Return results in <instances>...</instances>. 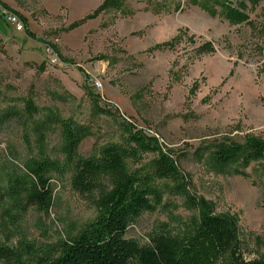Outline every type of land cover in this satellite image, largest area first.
Masks as SVG:
<instances>
[{
	"label": "rangeland",
	"instance_id": "rangeland-1",
	"mask_svg": "<svg viewBox=\"0 0 264 264\" xmlns=\"http://www.w3.org/2000/svg\"><path fill=\"white\" fill-rule=\"evenodd\" d=\"M103 1L0 0V185L38 155L24 116L32 97L86 126L83 157L117 143L132 170H152L161 155L175 167V178L154 180L160 199L131 221L129 238L145 245L158 233L190 236L208 206L235 221L242 264L264 257V161L217 165L212 155L264 139V0H227L245 15L236 22L220 0H124L70 28ZM206 43L213 51H201ZM46 145L62 158L58 128ZM51 177L48 211L19 214L0 197V240L57 246L98 216L70 173Z\"/></svg>",
	"mask_w": 264,
	"mask_h": 264
},
{
	"label": "trees",
	"instance_id": "trees-1",
	"mask_svg": "<svg viewBox=\"0 0 264 264\" xmlns=\"http://www.w3.org/2000/svg\"><path fill=\"white\" fill-rule=\"evenodd\" d=\"M220 1L227 6L226 13L231 21L244 20L245 15L230 7L227 0ZM123 2L104 0L91 14L73 22L70 28L81 26L101 12L118 8ZM28 35L34 38L32 33ZM174 42L158 44L153 49L172 47ZM201 47V51H213L209 43ZM24 104V116L29 119L27 126L35 137L38 155L23 163L18 168L20 173L8 176L0 185V197L8 200L19 214L31 207L48 211L54 204L51 175L70 173L73 190L89 197L99 214L76 234L63 237L57 246H35L23 239L12 245L7 236L4 241L0 240L1 261L11 264H242L236 255L235 221L230 216L215 213L208 206L201 208L199 218L194 220L195 231L190 236L158 233L145 245L129 238L131 221L151 210L153 201L160 199L154 180L177 176L168 158L158 157L150 171L132 170L127 165L128 151L117 143L103 145L91 156L83 157L78 149L88 135L86 126L64 118L56 109L38 107L32 97L25 98ZM17 112L9 111L4 116H15ZM56 128L60 131L61 159L47 154V137ZM212 155L217 165L264 161V139L250 138L243 144L226 145ZM248 264H264V257L250 260Z\"/></svg>",
	"mask_w": 264,
	"mask_h": 264
},
{
	"label": "built area",
	"instance_id": "built-area-1",
	"mask_svg": "<svg viewBox=\"0 0 264 264\" xmlns=\"http://www.w3.org/2000/svg\"><path fill=\"white\" fill-rule=\"evenodd\" d=\"M8 17H9V20H10L14 25H16V27H17L19 30L22 29V27H24L23 24H22V22H21V20H20L19 17H17L16 15H9ZM48 50H52V51H53V49H52L50 46H48ZM53 52H54V51H53Z\"/></svg>",
	"mask_w": 264,
	"mask_h": 264
},
{
	"label": "crops",
	"instance_id": "crops-1",
	"mask_svg": "<svg viewBox=\"0 0 264 264\" xmlns=\"http://www.w3.org/2000/svg\"><path fill=\"white\" fill-rule=\"evenodd\" d=\"M100 5H101V4H100ZM100 5H99V6H100ZM99 6H98V7H99ZM98 7H97V8H98ZM97 8H96V9H97ZM88 15H89V14H88ZM86 16H87V15H86ZM83 18H84V17H83Z\"/></svg>",
	"mask_w": 264,
	"mask_h": 264
}]
</instances>
